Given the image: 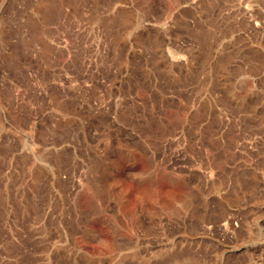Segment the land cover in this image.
Segmentation results:
<instances>
[{
    "label": "rangeland",
    "instance_id": "rangeland-1",
    "mask_svg": "<svg viewBox=\"0 0 264 264\" xmlns=\"http://www.w3.org/2000/svg\"><path fill=\"white\" fill-rule=\"evenodd\" d=\"M0 264H264V0H0Z\"/></svg>",
    "mask_w": 264,
    "mask_h": 264
}]
</instances>
